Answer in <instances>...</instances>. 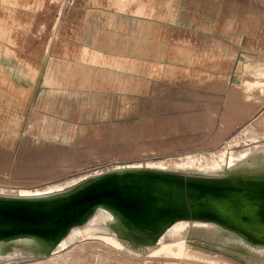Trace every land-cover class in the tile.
Here are the masks:
<instances>
[{
    "label": "rangeland",
    "instance_id": "1",
    "mask_svg": "<svg viewBox=\"0 0 264 264\" xmlns=\"http://www.w3.org/2000/svg\"><path fill=\"white\" fill-rule=\"evenodd\" d=\"M263 95L264 0H0V190L133 163L177 173L223 148L264 167ZM102 227L52 252L3 241L0 264H264L262 248L237 259L221 227H170L154 257Z\"/></svg>",
    "mask_w": 264,
    "mask_h": 264
},
{
    "label": "bare ground",
    "instance_id": "2",
    "mask_svg": "<svg viewBox=\"0 0 264 264\" xmlns=\"http://www.w3.org/2000/svg\"><path fill=\"white\" fill-rule=\"evenodd\" d=\"M258 100L253 110L264 95ZM253 125L264 129V113ZM177 163V173L164 164L133 163L72 188L0 190V247L21 237L30 247L52 252L64 237L97 235L108 219L114 233L106 238L113 245H126L138 254L148 251L151 257L171 251L169 245H154L170 227L169 234L221 227L241 261L252 251L264 250V167L252 164L247 155L234 157L227 148L198 165L190 160Z\"/></svg>",
    "mask_w": 264,
    "mask_h": 264
},
{
    "label": "crops",
    "instance_id": "3",
    "mask_svg": "<svg viewBox=\"0 0 264 264\" xmlns=\"http://www.w3.org/2000/svg\"><path fill=\"white\" fill-rule=\"evenodd\" d=\"M39 69H40V65H37V66H36V72L34 73V75H33V79H32L33 85H32V87H31V92L33 91L34 85H35L36 82H37V78H38V74H39Z\"/></svg>",
    "mask_w": 264,
    "mask_h": 264
}]
</instances>
